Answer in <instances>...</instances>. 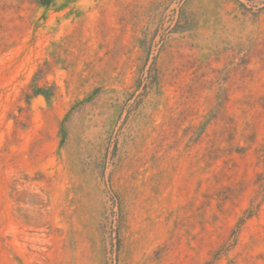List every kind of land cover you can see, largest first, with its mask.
Instances as JSON below:
<instances>
[{
  "label": "rangeland",
  "instance_id": "374dc122",
  "mask_svg": "<svg viewBox=\"0 0 264 264\" xmlns=\"http://www.w3.org/2000/svg\"><path fill=\"white\" fill-rule=\"evenodd\" d=\"M0 264H264V0H0Z\"/></svg>",
  "mask_w": 264,
  "mask_h": 264
},
{
  "label": "trees",
  "instance_id": "16d2710c",
  "mask_svg": "<svg viewBox=\"0 0 264 264\" xmlns=\"http://www.w3.org/2000/svg\"><path fill=\"white\" fill-rule=\"evenodd\" d=\"M51 1H52V0H36V2L39 3V4H41V5H47V4H49ZM33 93H35V94H39V93H41V94H44L46 97H47L48 95H50V94H48L47 92L41 90L40 88H35V89L33 90Z\"/></svg>",
  "mask_w": 264,
  "mask_h": 264
}]
</instances>
